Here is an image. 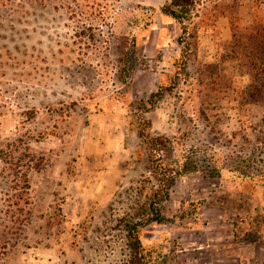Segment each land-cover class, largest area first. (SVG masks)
<instances>
[{
    "label": "rangeland",
    "instance_id": "1",
    "mask_svg": "<svg viewBox=\"0 0 264 264\" xmlns=\"http://www.w3.org/2000/svg\"><path fill=\"white\" fill-rule=\"evenodd\" d=\"M171 1L0 0V264H133L124 225L154 185L136 102L160 85L143 117L180 176L143 252L264 264V103L230 58L264 0H183V64Z\"/></svg>",
    "mask_w": 264,
    "mask_h": 264
},
{
    "label": "trees",
    "instance_id": "2",
    "mask_svg": "<svg viewBox=\"0 0 264 264\" xmlns=\"http://www.w3.org/2000/svg\"><path fill=\"white\" fill-rule=\"evenodd\" d=\"M183 0H172L168 5L160 8L163 15L170 16L178 21L181 26V36L178 43L184 45L182 50V64L185 62L188 53V45L183 40L187 31L179 19L175 7L181 5ZM241 29V28H240ZM231 56L236 62L235 67L246 73L251 79L250 83L243 87L239 97L241 100L264 103V16L261 12L254 13L249 25L243 27L239 32L232 34ZM134 45V44H133ZM226 61V60H224ZM176 65V64H175ZM180 73L185 72L183 67H178ZM186 73V72H185ZM174 81V80H173ZM162 85L155 92H152L147 99L136 102L137 109L142 113L135 122L137 136L147 149V160L150 164V171L154 185L146 201L138 206L137 214L128 219L124 225L128 248L132 255L133 264H150L149 259L143 252L139 239L140 230L154 222L160 223L164 219L162 203L168 199L169 191L174 186L176 179L180 176L169 164H165L162 152L167 148L168 140L163 135H153L150 128V121L143 117V114L153 109L159 101L164 98ZM196 209V208H195Z\"/></svg>",
    "mask_w": 264,
    "mask_h": 264
}]
</instances>
